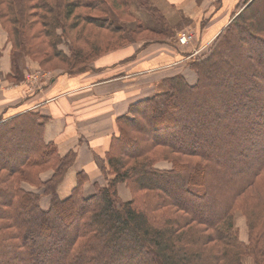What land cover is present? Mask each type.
Here are the masks:
<instances>
[{
	"label": "trees",
	"instance_id": "16d2710c",
	"mask_svg": "<svg viewBox=\"0 0 264 264\" xmlns=\"http://www.w3.org/2000/svg\"><path fill=\"white\" fill-rule=\"evenodd\" d=\"M258 9L264 0L234 5L208 48L188 61L193 84L180 75L162 78L156 94L114 119L113 136L94 152L103 184L93 183L92 194H83L87 171L73 167L77 151L60 154L55 141L44 140L48 116L0 115V264H244L243 258L264 264ZM167 24L149 0H0V57L9 48L59 76L99 72L95 63L133 44L141 43L122 60L152 42L169 43ZM120 185L129 200L121 199Z\"/></svg>",
	"mask_w": 264,
	"mask_h": 264
},
{
	"label": "crops",
	"instance_id": "0c3cea01",
	"mask_svg": "<svg viewBox=\"0 0 264 264\" xmlns=\"http://www.w3.org/2000/svg\"><path fill=\"white\" fill-rule=\"evenodd\" d=\"M182 2L188 3L187 0H156V6L169 20L175 18V5ZM193 16H196V12L185 17ZM135 17L139 18L138 15ZM188 25L194 28L198 26L195 21H190ZM223 25L224 22L208 31L204 42L212 39ZM140 44L133 45L137 49ZM132 46L100 59L94 64L99 72L59 76L56 82L44 88L46 93L43 97L29 91L26 86L28 84L24 81L27 71L36 69L34 65L23 56L22 61L12 71L13 61L9 57L14 54L6 49L0 57V74L3 79L0 84V115L11 117L25 111L37 110L41 115L49 117L43 134L46 142L55 141L60 154L70 149L78 150L76 162L85 149L90 158L89 162L93 161L92 154L87 150V143L95 152L101 151L112 131L115 117L124 115L129 104L135 101V86L128 82L129 78L152 72L151 68L157 64L177 60L172 57L175 56L174 53L164 50L157 43L148 44L131 61L122 60L130 57L136 50L132 51ZM163 57L165 59L158 60ZM146 93L148 92L142 91V96ZM45 174L49 176V172L41 175L43 180ZM28 189L34 190L32 187Z\"/></svg>",
	"mask_w": 264,
	"mask_h": 264
},
{
	"label": "rangeland",
	"instance_id": "374dc122",
	"mask_svg": "<svg viewBox=\"0 0 264 264\" xmlns=\"http://www.w3.org/2000/svg\"><path fill=\"white\" fill-rule=\"evenodd\" d=\"M188 3L185 2L178 3L174 7L175 11V18H169V20L164 15L165 13H161L163 17L167 21L168 28L172 32V37L168 39V42L164 43H157L162 44L165 46L164 50L174 53L175 56H172L173 58L177 59L173 62L168 63H162L155 65L152 67V72L149 73H143L138 74L136 76H132L129 78V83L133 86H135L134 91V97L135 101L138 99L143 98H149L156 94L159 91L160 81L162 78H168V77H174L177 75L183 76L187 83L193 84L196 81V75L193 73V71L188 67V61L203 53L213 40V38L216 36H213L212 39L208 40L207 42H204V37L206 36L208 31H212L214 28H217L222 24L224 21V24L229 17L230 13L233 11L234 5L237 4L240 0H187ZM150 4L156 7V0H149ZM138 7L133 5L132 9L133 11H140L137 9ZM158 8V7H157ZM260 13L263 12L264 15V9H258ZM193 12H196V16L193 18H187L188 14L193 15ZM139 13V17H141L142 21L145 22L147 25H153L154 23L151 21L150 16L144 11L141 10ZM199 15V16H198ZM198 16V17H197ZM176 21V22H175ZM190 21L197 22L198 26L196 28L190 27L188 24ZM134 25L133 22L127 23L128 28H132ZM154 29H158L156 24H154ZM182 35H185L186 42L181 43L180 38ZM154 39H160L157 38V36L152 37ZM203 38V40H202ZM231 45V43H228ZM137 46H132V51L136 49ZM232 48H234V45H231ZM61 49L65 50V46H61ZM9 48H5L2 51L6 52ZM160 50H163L161 47ZM238 49V48H235ZM163 50V51H164ZM162 51V52H163ZM9 53V52H8ZM12 53V52H10ZM18 53V52H17ZM165 55V54H163ZM24 56V55H23ZM22 55L14 54V56H10L9 58L11 61H13L12 65V71L15 70V66H17L22 61ZM135 58V57H134ZM133 58V59H134ZM163 58H159L158 60H163ZM155 60V59H154ZM27 61V60H26ZM28 62V61H27ZM223 64H225V60L222 61ZM34 67L36 69H31L27 71V73L24 75V81L28 84L27 89L31 92H34L36 96L43 97L45 95V87L51 86L56 80L58 79L59 73H55L53 71H43L41 68H39L36 63H33ZM227 67V65H224ZM223 66V67H224ZM116 71V69L114 70ZM159 78V79H158ZM209 78V76H207ZM2 75L0 74V84L2 81ZM8 86V85H7ZM42 89V90H41ZM1 90V89H0ZM142 91H147L148 93L144 94L145 96H142ZM49 93V92H48ZM142 97V98H139ZM122 116V115H121ZM120 117V116H117ZM115 117V118H117ZM116 130V125L114 122V126L112 128V131L108 134V138H111L113 136L114 132ZM107 141L105 146L107 145ZM89 143H87V150L92 154L93 161L89 162L90 158L88 156V152L84 149L82 151L81 156L79 157L78 161L74 162L73 167L75 170H85L89 174V180L84 183L83 186V194L89 195L94 193V186L93 183L97 184H103V179L100 176L98 170L100 169V162L95 155V151L89 148ZM105 146L103 148H105ZM231 152H235L234 150H229ZM78 153V150H77ZM264 153V152H263ZM260 157L264 158V154ZM77 159V157H76ZM258 160V159H257ZM256 161L253 159H250L247 162V165H253ZM92 164H96L92 166ZM161 168H168L169 164L163 163L158 165ZM49 172V176L51 174V171ZM47 172V173H48ZM95 172V173H94ZM48 174H45V178L49 177ZM44 178V179H45ZM72 181V179H71ZM25 186V184H24ZM119 195L123 201L129 200V193L125 189L123 185H120L118 188ZM39 191V190H35ZM41 205L43 209H47L48 207V196H43L41 198ZM218 207H212V211L217 210ZM207 210V211H206ZM196 213H199L202 215L200 210L195 209ZM204 212L206 214H210V209H204ZM204 216V214L202 215ZM235 225L239 233L240 239L247 243V229L245 226L244 219L239 213H236L235 215ZM25 219V218H24ZM61 252L62 248L57 249ZM46 262V259L44 260ZM244 264H252V260L249 258H243L242 259ZM100 264V263H99ZM102 264V263H101Z\"/></svg>",
	"mask_w": 264,
	"mask_h": 264
},
{
	"label": "built area",
	"instance_id": "2783aa9c",
	"mask_svg": "<svg viewBox=\"0 0 264 264\" xmlns=\"http://www.w3.org/2000/svg\"><path fill=\"white\" fill-rule=\"evenodd\" d=\"M186 40H185V35H182V37L180 38V42L183 43V42H186Z\"/></svg>",
	"mask_w": 264,
	"mask_h": 264
}]
</instances>
